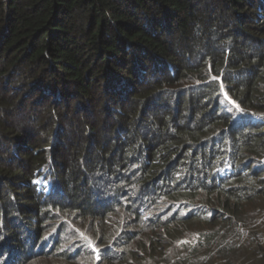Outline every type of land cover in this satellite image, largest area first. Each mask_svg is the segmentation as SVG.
<instances>
[{
	"label": "trees",
	"instance_id": "obj_1",
	"mask_svg": "<svg viewBox=\"0 0 264 264\" xmlns=\"http://www.w3.org/2000/svg\"><path fill=\"white\" fill-rule=\"evenodd\" d=\"M262 198L264 0H0V264H236Z\"/></svg>",
	"mask_w": 264,
	"mask_h": 264
},
{
	"label": "rangeland",
	"instance_id": "obj_2",
	"mask_svg": "<svg viewBox=\"0 0 264 264\" xmlns=\"http://www.w3.org/2000/svg\"><path fill=\"white\" fill-rule=\"evenodd\" d=\"M23 203L27 206L30 202ZM245 207L246 218L240 226L241 235L235 248L236 264H264V198Z\"/></svg>",
	"mask_w": 264,
	"mask_h": 264
},
{
	"label": "snow or ice",
	"instance_id": "obj_3",
	"mask_svg": "<svg viewBox=\"0 0 264 264\" xmlns=\"http://www.w3.org/2000/svg\"><path fill=\"white\" fill-rule=\"evenodd\" d=\"M94 251H96V249H93Z\"/></svg>",
	"mask_w": 264,
	"mask_h": 264
}]
</instances>
